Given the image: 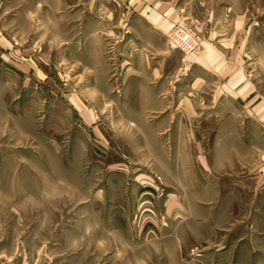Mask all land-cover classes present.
Here are the masks:
<instances>
[{
	"label": "rangeland",
	"instance_id": "374dc122",
	"mask_svg": "<svg viewBox=\"0 0 264 264\" xmlns=\"http://www.w3.org/2000/svg\"><path fill=\"white\" fill-rule=\"evenodd\" d=\"M119 1L0 0V264H207L201 256L216 249L199 245L205 231L198 227L197 196L222 185L200 182L195 170L196 154L214 157L217 102L190 97L200 116L190 120L189 132L181 116L171 118L157 147L155 131L187 97H120L117 38L107 39L103 51L106 79L87 69L98 63H87L70 41L78 25L72 14L113 13L116 27L119 14L133 10L126 4L120 11ZM206 1L219 18L231 9L230 21L252 25L247 56L238 59L264 92V0ZM192 12L184 18L204 23ZM177 52L180 76L189 55ZM244 105L233 131L264 146V134H253L242 115ZM253 158L238 172L253 179L226 188L264 189L256 174L264 153ZM253 200L256 211L262 199ZM237 203L239 219L251 212L245 198Z\"/></svg>",
	"mask_w": 264,
	"mask_h": 264
},
{
	"label": "crops",
	"instance_id": "0c3cea01",
	"mask_svg": "<svg viewBox=\"0 0 264 264\" xmlns=\"http://www.w3.org/2000/svg\"><path fill=\"white\" fill-rule=\"evenodd\" d=\"M118 4L120 11H123L120 6L126 4L132 5L133 10L123 18L119 14L116 27L109 22L113 13L72 14L78 24L77 40L70 37V41L82 50L80 53L85 51L87 63H98L88 64L87 69L100 70V75L106 79L109 73L103 51L107 39L117 38V47L123 54L118 80L120 97H187L182 100L187 101L183 102L180 113H168L161 122L165 125L155 131L157 147H160L158 134L168 131L171 118L181 116L183 128L189 132L190 120L200 116L201 112L191 109L190 97H204L205 105L217 102L214 109L220 119L213 144L214 157L196 154L198 180L203 183L217 180L222 185L220 189L200 192L197 196V205L203 212L197 219L198 227L205 231L199 245L212 244L216 248L209 257L206 253L201 257L207 264H264V189L226 188L228 182L246 179L248 176L239 177L238 172L254 164L255 158L249 160L250 157L264 153L263 145L247 144L245 137L233 131L239 124L237 108L244 103L242 115L247 118L248 126L255 128L253 134H264V92L253 80L246 63L239 64L241 56H247L252 25L243 28V19L230 21L226 12L231 9L223 10L219 18V13L209 10L210 3L206 0H121ZM192 11L199 13L207 29L201 32L203 40L199 51L187 57L188 72L179 76V53L165 35ZM130 125L136 124L131 122ZM185 146L200 149V145L194 143H182V147ZM257 163L258 181H264V162L258 160ZM257 197L262 200L255 211L254 200L251 203L248 200ZM239 198H245L246 206L251 208V212L240 219L234 215ZM211 231L214 235L210 237Z\"/></svg>",
	"mask_w": 264,
	"mask_h": 264
},
{
	"label": "built area",
	"instance_id": "2783aa9c",
	"mask_svg": "<svg viewBox=\"0 0 264 264\" xmlns=\"http://www.w3.org/2000/svg\"><path fill=\"white\" fill-rule=\"evenodd\" d=\"M184 19L170 31L168 39L175 49L185 55L195 54L201 48L203 38L200 31L205 24L197 17Z\"/></svg>",
	"mask_w": 264,
	"mask_h": 264
}]
</instances>
